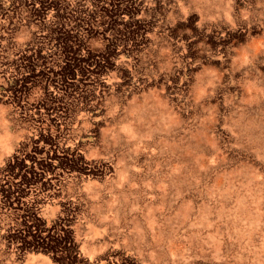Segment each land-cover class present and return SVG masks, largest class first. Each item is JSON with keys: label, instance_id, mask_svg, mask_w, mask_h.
Segmentation results:
<instances>
[{"label": "rangeland", "instance_id": "obj_1", "mask_svg": "<svg viewBox=\"0 0 264 264\" xmlns=\"http://www.w3.org/2000/svg\"><path fill=\"white\" fill-rule=\"evenodd\" d=\"M0 264H264V0H0Z\"/></svg>", "mask_w": 264, "mask_h": 264}, {"label": "water", "instance_id": "obj_2", "mask_svg": "<svg viewBox=\"0 0 264 264\" xmlns=\"http://www.w3.org/2000/svg\"><path fill=\"white\" fill-rule=\"evenodd\" d=\"M76 223H78L77 220H75V221L72 222L73 225H75Z\"/></svg>", "mask_w": 264, "mask_h": 264}, {"label": "trees", "instance_id": "obj_3", "mask_svg": "<svg viewBox=\"0 0 264 264\" xmlns=\"http://www.w3.org/2000/svg\"><path fill=\"white\" fill-rule=\"evenodd\" d=\"M64 232H62V234H63Z\"/></svg>", "mask_w": 264, "mask_h": 264}]
</instances>
